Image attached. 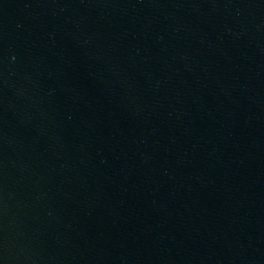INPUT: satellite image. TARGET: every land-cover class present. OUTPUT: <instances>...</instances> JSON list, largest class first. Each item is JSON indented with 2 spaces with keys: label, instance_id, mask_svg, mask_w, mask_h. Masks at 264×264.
<instances>
[{
  "label": "water",
  "instance_id": "1",
  "mask_svg": "<svg viewBox=\"0 0 264 264\" xmlns=\"http://www.w3.org/2000/svg\"><path fill=\"white\" fill-rule=\"evenodd\" d=\"M0 264H264V0H0Z\"/></svg>",
  "mask_w": 264,
  "mask_h": 264
}]
</instances>
